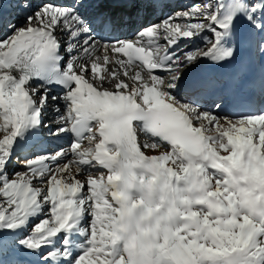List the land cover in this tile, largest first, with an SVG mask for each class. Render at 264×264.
<instances>
[{"label": "snow or ice", "instance_id": "1", "mask_svg": "<svg viewBox=\"0 0 264 264\" xmlns=\"http://www.w3.org/2000/svg\"><path fill=\"white\" fill-rule=\"evenodd\" d=\"M0 264H264V0H0Z\"/></svg>", "mask_w": 264, "mask_h": 264}, {"label": "bare ground", "instance_id": "2", "mask_svg": "<svg viewBox=\"0 0 264 264\" xmlns=\"http://www.w3.org/2000/svg\"><path fill=\"white\" fill-rule=\"evenodd\" d=\"M46 114V117H45V120L48 121L51 119V111L49 110L48 112L45 113Z\"/></svg>", "mask_w": 264, "mask_h": 264}]
</instances>
